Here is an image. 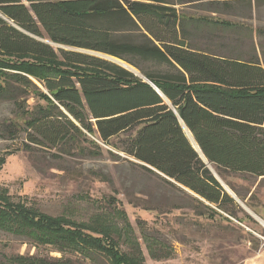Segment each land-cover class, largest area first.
Masks as SVG:
<instances>
[{
  "label": "trees",
  "instance_id": "16d2710c",
  "mask_svg": "<svg viewBox=\"0 0 264 264\" xmlns=\"http://www.w3.org/2000/svg\"><path fill=\"white\" fill-rule=\"evenodd\" d=\"M193 3L208 12L240 8L250 18L264 6V0H0L1 55L78 68L53 67L39 75L33 72L34 64L24 62L12 66L21 73L11 79L1 69L0 98L9 93L13 80L45 100L22 126L31 145L67 150L86 142L101 151L90 138L95 137L179 191L184 202L180 209L191 208L196 216L211 220L219 216L228 223L242 222L240 202L253 206L233 186L236 197L230 195L211 167L224 178L242 175L264 181V65L258 55L243 59L194 48L187 31L191 22L228 29L240 26L187 18L178 9ZM91 53L118 58L140 75ZM151 63L173 72L160 74L144 67ZM33 76L47 94L30 79ZM114 139L119 143L112 144ZM3 163L0 160V169ZM114 212L125 218L131 232L126 212ZM111 226L103 215L89 223L52 217L15 204L0 192V230L52 245L62 254L58 259L15 256L0 264H72L64 257L68 252L85 256L99 252L110 264H146L139 242L126 232L123 243L129 251H123L121 232L112 233ZM143 238L152 258L167 259L154 250L161 247H152L149 238Z\"/></svg>",
  "mask_w": 264,
  "mask_h": 264
},
{
  "label": "rangeland",
  "instance_id": "374dc122",
  "mask_svg": "<svg viewBox=\"0 0 264 264\" xmlns=\"http://www.w3.org/2000/svg\"><path fill=\"white\" fill-rule=\"evenodd\" d=\"M178 9L187 18H206L240 26L228 29L191 22L187 31L194 48L243 59L258 55L264 65V34L258 36V32H264V6L255 10L252 18L240 8L228 12L213 8L212 11L218 12L215 13L204 11L202 5L193 3L183 8L178 6ZM91 55L110 61L97 54ZM0 62L3 65L1 72L9 79L11 75L21 73L12 66L24 62L34 64L36 70L33 72L39 75L47 74L53 67L78 71L76 67L61 63L1 54ZM144 67L160 74L173 72L164 65L151 63ZM30 79L47 94L34 76ZM9 81V93L0 98V160L4 161L0 169V192L9 201L77 223H89L97 216H106L113 225L110 227L112 233L121 232L122 250L129 251L123 243L127 232L139 242L146 264H247L264 249L262 179L242 175L224 178L211 167L230 194L236 197L231 186L235 187L253 208L240 202L244 212L239 214L242 222L233 219V223H228L219 216L215 220L198 217L191 208L180 209V202H184L179 191L166 187L157 177L131 164L132 160L112 145L97 142L95 137L90 138L101 151L86 142L77 149L67 150L39 148L28 143L22 127L25 117L46 102L38 92L27 91L13 80ZM15 129L18 133H11ZM119 141L114 139L112 144ZM114 210L126 212L131 232L127 230L125 218L119 212L115 214ZM143 237L149 238L152 247H161L154 250L165 253L167 259L157 261L152 258ZM151 239L156 243H151ZM15 256L58 259L62 254L52 245L38 244L28 236L0 230V263ZM64 257L72 264H110L99 252L87 256L68 252Z\"/></svg>",
  "mask_w": 264,
  "mask_h": 264
},
{
  "label": "water",
  "instance_id": "95a60500",
  "mask_svg": "<svg viewBox=\"0 0 264 264\" xmlns=\"http://www.w3.org/2000/svg\"><path fill=\"white\" fill-rule=\"evenodd\" d=\"M58 48H64V47H62V46H57ZM92 54H97V55H99V56H101V57H105V58H107L108 60H110L112 63H115V64H117V65H120V66H122L123 68H125V69H127V70H129V71H131V72H133V73H135L136 75H140V73L138 72V71H135V69L133 68V67H131L130 65H128L127 63H125L124 61H122V60H120V59H118V58H115V57H112V56H108V55H104V54H99V53H92ZM144 80L146 81V82H148L154 89H156V91L157 92H159L158 91V89L156 88V86L155 85H153L148 79H146V78H144ZM183 125V124H182ZM183 127H184V129H185V131H186V127H185V125H183ZM191 134V133H190ZM186 135H187V131H186ZM191 136H192V134H191ZM187 137H188V135H187ZM193 137V136H192ZM188 139H189V141H190V143L192 144V146L194 147V149L200 154V156L204 159V161L208 164V166H210V164L207 162V160L204 158V156H203V154H202V152H201V150H200V148H199V146H198V144L196 143V141H195V139L193 138V140L195 141V143L197 144V146H198V148H199V150H197L196 148H195V146L193 145V143L191 142V140H190V138L188 137ZM226 190V189H225ZM227 191V190H226ZM228 192V191H227ZM229 193V192H228ZM230 194V193H229ZM230 195H232V194H230ZM233 196V195H232Z\"/></svg>",
  "mask_w": 264,
  "mask_h": 264
},
{
  "label": "crops",
  "instance_id": "0c3cea01",
  "mask_svg": "<svg viewBox=\"0 0 264 264\" xmlns=\"http://www.w3.org/2000/svg\"><path fill=\"white\" fill-rule=\"evenodd\" d=\"M247 264H264V249L252 261L247 262Z\"/></svg>",
  "mask_w": 264,
  "mask_h": 264
},
{
  "label": "bare ground",
  "instance_id": "6f19581e",
  "mask_svg": "<svg viewBox=\"0 0 264 264\" xmlns=\"http://www.w3.org/2000/svg\"><path fill=\"white\" fill-rule=\"evenodd\" d=\"M186 131H187V135L189 136V138H190L191 142L193 143V145L195 146V148L197 150H199V148H198L197 144L195 143V141L193 140V137L191 136L190 132L187 129H186Z\"/></svg>",
  "mask_w": 264,
  "mask_h": 264
}]
</instances>
